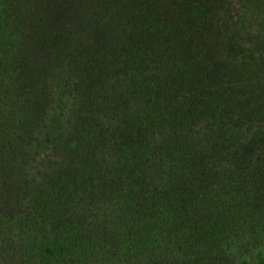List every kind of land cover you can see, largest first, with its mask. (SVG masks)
I'll list each match as a JSON object with an SVG mask.
<instances>
[{"label":"trees","instance_id":"trees-1","mask_svg":"<svg viewBox=\"0 0 264 264\" xmlns=\"http://www.w3.org/2000/svg\"><path fill=\"white\" fill-rule=\"evenodd\" d=\"M170 1L115 0L106 31L0 0V264H264V0ZM156 20L152 61L129 39Z\"/></svg>","mask_w":264,"mask_h":264},{"label":"rangeland","instance_id":"rangeland-1","mask_svg":"<svg viewBox=\"0 0 264 264\" xmlns=\"http://www.w3.org/2000/svg\"><path fill=\"white\" fill-rule=\"evenodd\" d=\"M17 4L14 5V8L16 9V13H18V16L20 17L21 14H26V13H31V15L33 17H37L36 20L33 19V17L30 18L31 26L34 28H38V25L40 26V28H45L46 27V23H50V20L52 18L51 15V8L49 7L48 3L45 2L46 0H16ZM115 0H111L110 4L108 5V9H106V6L104 5V2L102 0H61V5H58V7L60 8V11L58 14H56V18L55 19H62L63 17L66 18L71 21V26L72 24H79V25H84L85 24V20L90 19L93 16H101V18L107 19L108 20V24H107V29L106 31L110 28V24L114 23V17L109 16L112 12H120L121 11V7L123 8V14L125 12V9L127 7V5L123 2L121 4V7L118 8L116 7V2H114ZM123 1V0H121ZM65 2V5L63 4ZM146 3V0H145ZM171 1L170 0H163V2L161 4H157L155 7L156 9H163L162 13L160 14V16H158V18H160L161 20L166 18H171L170 14H166L168 8L171 9V12L173 13V8L170 5ZM165 5V7H164ZM174 2H173V6H174ZM105 7V8H104ZM164 7V8H163ZM175 7V6H174ZM91 16H88V15ZM85 15H87V17H85ZM103 16V17H102ZM106 20V22H107ZM163 20V21H166ZM54 21V20H53ZM102 22H105L103 19L101 20ZM62 22H60L61 24ZM168 23H172V20H170V22L168 21ZM62 25V24H61ZM60 26V25H58ZM92 26V24L87 25V27ZM142 27L139 30V34H137V36L132 37L129 39L130 42H132V44H136L138 42H140L138 45L143 53L146 50V54H150V56L148 57L149 60H155L158 58H162V53L164 51V49L167 46V38L164 37L162 35V31H160L161 33H158L156 31H159L161 29V26L158 24L157 20L154 21L153 23H151V27L148 29V27H145L143 25H141ZM78 25H75L74 28H77ZM61 31V28L60 30ZM172 31V30H171ZM166 32H163V34ZM84 38H87L88 36L82 32ZM134 38V40H132ZM155 41V43H154ZM33 44H36L35 42H32ZM52 48H55L54 50H58V54L59 55H54L52 57V60H56L57 62H60L61 59L64 58V56L66 55L67 51L62 48L65 47L63 46V43L58 40L57 43H55V45H52ZM51 46H49V44H46V49H49ZM47 53H43L45 55H43L44 61L42 59L41 65H35L36 66V74L32 75L30 78L31 83L28 84V87L31 86H35L37 87V92L41 91H45L47 90V92L49 91V89L47 88L48 82H47V77H48V71L45 70L49 67L50 65V54L48 50ZM65 53H64V52ZM71 51V50H70ZM70 51L68 53V57L72 60H74V62H79L80 60V55L78 54H71L70 55ZM82 52L86 53V54H91L92 51L90 49H88L87 47L82 48ZM83 56V58L85 59L86 57ZM78 55V56H77ZM7 59L9 61H12L14 59V53H12V55L10 57H7ZM39 59H36V61H38ZM159 60V59H158ZM64 62H62V65H64L66 63V60H62ZM56 63V62H55ZM31 64H35L34 62L31 61ZM83 65V64H82ZM63 68V67H62ZM61 67L59 68V71H61L60 69H62ZM125 69H127V66L124 67H120L117 68L115 67V69H113L111 71V74H115V72L117 70H120L121 72H116V75L123 78L125 75ZM127 74V73H126ZM50 75V74H49ZM7 78V75L4 76L3 79V83L5 85L4 89L5 90H14V82L13 79ZM122 81V80H120ZM50 85V84H49ZM63 86V85H62ZM63 89H58L56 94L54 95V97H49L48 98V106L51 107V109H55L58 108V106L61 104V99L62 101H64V105L67 104L65 99H64V94H63ZM13 96L14 91L10 92ZM1 94V93H0ZM3 94V93H2ZM2 94L0 96H2ZM105 97V96H104ZM9 100H12L13 97H9ZM41 99H45V96L42 95L40 97ZM56 99L55 100V104H53V101H51L50 99ZM113 99H111L110 101H112ZM109 101V100H108ZM107 107H109V102L107 103ZM111 107H113V105H111ZM51 117V116H50ZM9 121L6 122V124L3 122L2 125L3 127H6L8 125ZM104 123V122H103ZM103 123H101V125H103ZM5 124V125H4Z\"/></svg>","mask_w":264,"mask_h":264}]
</instances>
